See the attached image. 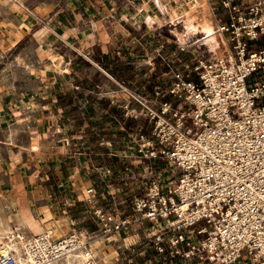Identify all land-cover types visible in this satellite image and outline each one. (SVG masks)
I'll use <instances>...</instances> for the list:
<instances>
[{
  "label": "built area",
  "instance_id": "2783aa9c",
  "mask_svg": "<svg viewBox=\"0 0 264 264\" xmlns=\"http://www.w3.org/2000/svg\"><path fill=\"white\" fill-rule=\"evenodd\" d=\"M213 1L228 54L184 59L190 51L180 47L149 93H129L121 115L144 129L135 139L145 171L129 200L135 218L116 208L93 216L106 236L149 225L155 253L169 251V264H264V0ZM96 238L38 236L31 248L45 264ZM0 264H15L13 253Z\"/></svg>",
  "mask_w": 264,
  "mask_h": 264
},
{
  "label": "rangeland",
  "instance_id": "374dc122",
  "mask_svg": "<svg viewBox=\"0 0 264 264\" xmlns=\"http://www.w3.org/2000/svg\"><path fill=\"white\" fill-rule=\"evenodd\" d=\"M1 2L3 3V0ZM196 2L198 4L192 11V16L197 22L210 20L218 33L217 4L213 0H156L158 13L161 14L163 10L165 17L162 22H158L157 28H150L146 34L139 26L133 32L135 40L128 41L125 55H115L116 52L122 51L123 47L117 46L111 49V53L105 51V54H100L97 59L91 57L92 53L85 58L67 46L61 49V52L67 58L68 70L62 71L55 81H51L55 86L51 89L50 83L48 87L43 86L35 90L36 86L32 80L35 70L27 71L25 76L20 73L16 75L14 81L17 85L11 88L12 92L8 96L4 95L0 106L3 108L0 109V163L6 167V173L14 171L16 175L24 178L31 177V174L38 175L33 165L36 162L33 155L38 153L39 148L37 146L32 149L33 146L29 145V142L31 137L36 135L39 122L40 138L46 148L49 147L43 159L52 151L56 153L55 151L59 150L56 155L50 156L51 159L56 158V161L43 160L48 165L57 163L58 172L50 174V171H42V176L51 179L57 175L68 176L72 172L75 173V167L78 168L79 174H88L86 171L89 167L91 176H96L93 189L104 191L95 197V201L101 205L100 208L106 211L116 208L118 216H129L130 220H134L129 200L138 192L136 177L145 173L141 159L135 153V139L144 129L136 119L124 118L119 106L134 90L149 93L151 83L166 69L164 60L173 63L179 60L174 59V56L180 47L190 51L189 54L181 56L184 59H190L193 54L205 58L224 54L221 45L216 53L210 51L200 32L181 40L178 37L184 32L182 24L171 23L169 11L176 8L177 11L188 9ZM22 49H29L30 53L35 54L38 49L37 42L26 39L11 54H16ZM31 94L38 101L46 100L45 97L56 100L57 104L62 106L63 118L47 123V120L23 117L20 111L22 108H18L25 105L23 101ZM8 98L11 100L8 101ZM28 163L31 166H28ZM13 165H17V169H14ZM165 168L164 165L161 167L156 163L155 175L160 174V179L167 177L166 172H163ZM95 201L76 200L80 205L78 208L82 217L79 225L70 232H86L95 238L100 236L89 245L93 255L102 247L111 250L114 256L112 264H169V251L163 256L155 253L150 239L153 230L149 225L134 222L129 230L121 234H103L100 223L93 216L96 208H91ZM100 239L103 241L101 244L97 243ZM178 263L180 262L175 259V264Z\"/></svg>",
  "mask_w": 264,
  "mask_h": 264
},
{
  "label": "crops",
  "instance_id": "0c3cea01",
  "mask_svg": "<svg viewBox=\"0 0 264 264\" xmlns=\"http://www.w3.org/2000/svg\"><path fill=\"white\" fill-rule=\"evenodd\" d=\"M156 7V2L152 0H3L0 5V106L3 98L12 92L11 88L17 85L14 78L19 73L25 76L27 71L35 70L32 80L35 90H39L43 86L48 87L60 75L52 70L53 64H58L62 71L68 70L67 58L61 52L67 46L85 58L92 53L91 57L97 59L105 51L111 53V49L117 46L123 47L115 55L126 53L128 41L135 40L133 32L139 26L146 34L150 28H157L158 22H162L165 16L162 12L159 14V8ZM151 17H156L158 22L150 21ZM26 39L37 42V52L33 54L29 49H22L11 54ZM53 83L49 89L55 87ZM45 99L38 101L33 94L28 95L23 101L25 105L18 109L22 108L20 111L23 117L47 120V123L63 118L62 106L56 100ZM7 100L10 101L11 98ZM39 129L38 122L36 135L29 142L32 149L37 146L39 148V154L33 155L34 160L36 158L33 165L37 176L31 174V177L24 178L14 171L7 174L6 167L0 163V221L17 213L25 222L32 223L22 227L27 236L44 233L49 226L57 229V238H63L80 223L82 214L76 200L93 202L97 194L104 191L95 188L94 192L88 193L96 183V176H91L89 167L86 171L88 174H79L75 167V173L68 176L57 175L54 179L43 177L42 171H50V174L58 172L57 163L48 165L43 160L56 161V158L51 159L50 156L56 155L59 150L56 153L52 151L43 159L49 147L46 148L40 138ZM22 165L25 166L23 163ZM27 165L31 166L30 163ZM13 168L17 169V165H13ZM92 207L100 208L101 205L95 201ZM16 223L13 218L11 225ZM102 252H106L108 257L103 258L99 264H112L114 256L110 249L100 247L94 256H99Z\"/></svg>",
  "mask_w": 264,
  "mask_h": 264
},
{
  "label": "bare ground",
  "instance_id": "6f19581e",
  "mask_svg": "<svg viewBox=\"0 0 264 264\" xmlns=\"http://www.w3.org/2000/svg\"><path fill=\"white\" fill-rule=\"evenodd\" d=\"M4 1H9V0H4ZM158 2L159 1H157V3ZM196 4H198V2H196L194 5H190L188 9L185 10L177 11L176 8L175 10L169 11L171 17L170 19L171 23L182 24L184 32L182 35H178V37H180L181 40V38H184L192 34L194 35L200 32L202 33L203 36L202 40L204 41V43L207 44V47L209 48L210 51L216 53L217 50L219 51L221 45L224 48L222 53H224L225 55L228 54V49L226 48L225 41L221 38V35L219 33H216L214 27L212 26V22L210 20L208 21L205 19L197 22L196 18L192 16V11L196 7ZM150 21L152 22L157 21V18L151 17ZM51 68L55 72L58 73L62 72L58 64L57 65L53 64ZM13 218L17 221V223L14 226L11 225V221ZM31 224L32 223L25 222L21 218V215L17 213H13L12 217L7 218L5 221H0V255H7L13 253L15 258V264H41L40 258H36L35 254L32 251L31 240L36 239L38 236L44 238L47 237L48 239L51 238L53 241L64 240L63 238H57L58 237L57 229L50 228L49 226L45 228L44 233L39 232L41 234L29 235L27 236L28 238H26L24 237L25 234L22 231V227L30 226ZM99 243H101V240H99ZM106 255H107L106 252L105 253L102 252L99 256L98 255L94 256L89 248L86 249L84 248L76 252L66 253L62 258L51 262L47 261V263L45 264H99V262L102 261L103 258L108 257Z\"/></svg>",
  "mask_w": 264,
  "mask_h": 264
}]
</instances>
